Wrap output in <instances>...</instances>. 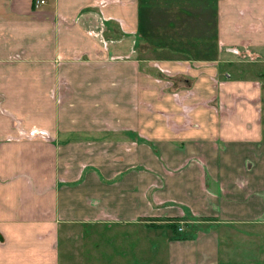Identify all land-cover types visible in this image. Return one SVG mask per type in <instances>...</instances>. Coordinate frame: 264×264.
Listing matches in <instances>:
<instances>
[{
  "label": "crops",
  "instance_id": "crops-1",
  "mask_svg": "<svg viewBox=\"0 0 264 264\" xmlns=\"http://www.w3.org/2000/svg\"><path fill=\"white\" fill-rule=\"evenodd\" d=\"M36 1L0 0V264H60L62 226L91 264L235 262L264 237V0Z\"/></svg>",
  "mask_w": 264,
  "mask_h": 264
},
{
  "label": "rangeland",
  "instance_id": "rangeland-1",
  "mask_svg": "<svg viewBox=\"0 0 264 264\" xmlns=\"http://www.w3.org/2000/svg\"><path fill=\"white\" fill-rule=\"evenodd\" d=\"M160 5V8L165 7V6H175L178 7V9L183 10L184 8H188V3L189 0H159L158 1ZM186 16H190V14H184ZM183 17V19H185ZM158 42V40H157ZM63 231L66 230L65 226H62ZM169 231H171V233H175L176 228L173 227H166ZM253 228H257V226H253ZM64 234H61V249L64 251V253L61 256V263L60 264H91L92 261H90L86 255V252L83 254V257L81 258V260H77L74 257L70 258V255L68 254V251L66 249H70L69 244H68V240L66 237V233L63 232ZM236 237H234L232 240H234ZM235 240H239V242L235 243L233 246V255H235L236 259L235 262H232L231 264H264V237L258 238L257 242H250V241H246L242 242L241 238L237 237ZM242 243H244L245 245L243 246ZM115 246L116 245H111V243H108V247H109V254H112V251L115 250ZM242 246V247H241ZM242 249L241 253H238L240 250ZM245 249V250H244ZM105 250V248L103 249ZM260 251H262V253L260 254ZM238 253V254H237ZM237 254V255H236ZM146 255V254H145ZM151 255V254H150ZM156 263L157 264H161V253H160V249L159 251H156ZM147 256V255H146ZM152 256V255H151ZM85 258V259H84ZM143 261L142 264H145L144 261L148 260L146 257L143 256ZM97 261L95 260V263ZM110 264H118L117 261H115L114 259L110 260Z\"/></svg>",
  "mask_w": 264,
  "mask_h": 264
},
{
  "label": "built area",
  "instance_id": "built-area-1",
  "mask_svg": "<svg viewBox=\"0 0 264 264\" xmlns=\"http://www.w3.org/2000/svg\"><path fill=\"white\" fill-rule=\"evenodd\" d=\"M42 4H44V1L43 0H37L36 2H35V6L37 7V6H39V5H42ZM30 134H39V135H41L42 133L41 132H38V133H36V131H30ZM179 230H181V229H179Z\"/></svg>",
  "mask_w": 264,
  "mask_h": 264
}]
</instances>
